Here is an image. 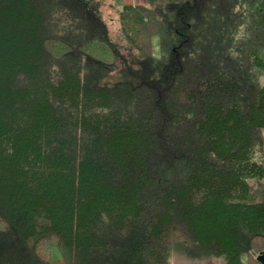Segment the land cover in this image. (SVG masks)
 I'll return each mask as SVG.
<instances>
[{"label":"trees","instance_id":"trees-1","mask_svg":"<svg viewBox=\"0 0 264 264\" xmlns=\"http://www.w3.org/2000/svg\"><path fill=\"white\" fill-rule=\"evenodd\" d=\"M157 2L0 0V264L264 252V0Z\"/></svg>","mask_w":264,"mask_h":264},{"label":"rangeland","instance_id":"rangeland-1","mask_svg":"<svg viewBox=\"0 0 264 264\" xmlns=\"http://www.w3.org/2000/svg\"><path fill=\"white\" fill-rule=\"evenodd\" d=\"M106 2V4L109 2L107 0H102ZM150 5H158L159 3L157 0H148L147 2ZM105 13L108 17L111 16L113 18V21L109 22V28H110V35L113 39V41L117 42L123 47V51L128 53L130 50V45L126 42L124 39L121 30L119 28V25L116 22L117 14H116V8L110 7L108 5L103 7ZM152 50L155 57L161 56V47H160V40L159 36H154L152 39ZM172 264H223V262L219 259L215 258H205L203 256L191 258L188 255H182V254H174L171 258Z\"/></svg>","mask_w":264,"mask_h":264},{"label":"crops","instance_id":"crops-1","mask_svg":"<svg viewBox=\"0 0 264 264\" xmlns=\"http://www.w3.org/2000/svg\"><path fill=\"white\" fill-rule=\"evenodd\" d=\"M109 2H112L116 8H121L125 4H145L148 2V0H107ZM54 264H64L63 261L59 260L56 261ZM248 264H264L260 262L256 257H252L249 259Z\"/></svg>","mask_w":264,"mask_h":264},{"label":"water","instance_id":"water-1","mask_svg":"<svg viewBox=\"0 0 264 264\" xmlns=\"http://www.w3.org/2000/svg\"><path fill=\"white\" fill-rule=\"evenodd\" d=\"M260 262L264 263V252L261 253L258 258H257Z\"/></svg>","mask_w":264,"mask_h":264}]
</instances>
